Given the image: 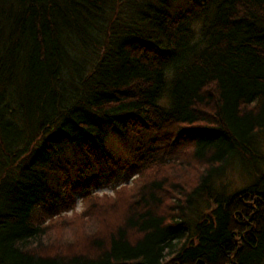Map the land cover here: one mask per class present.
Listing matches in <instances>:
<instances>
[{"label": "trees", "instance_id": "1", "mask_svg": "<svg viewBox=\"0 0 264 264\" xmlns=\"http://www.w3.org/2000/svg\"><path fill=\"white\" fill-rule=\"evenodd\" d=\"M182 1L0 0V264H264V0Z\"/></svg>", "mask_w": 264, "mask_h": 264}, {"label": "rangeland", "instance_id": "2", "mask_svg": "<svg viewBox=\"0 0 264 264\" xmlns=\"http://www.w3.org/2000/svg\"><path fill=\"white\" fill-rule=\"evenodd\" d=\"M186 7L188 6L184 1L177 0V8H186ZM106 132H109L106 138V145H105L106 150L109 153V155H111L115 159H120L124 162L132 161V158L134 156V146L130 142V140L121 135H118V133L114 131L111 132V130H107ZM253 142H254L253 148L254 150H256V153L251 158L249 157V159L245 160L246 165L241 164L238 160L235 159L231 163L229 164L227 163V166L225 169L218 171V173L213 176L212 185L215 188L214 191H216L217 193L221 192L224 195H228V194H232L238 190H241L247 187L250 183L253 182V180L255 179V174H254L255 171L253 169L254 166H252V164L255 165L259 161L261 166L264 165V160H263L264 159V133L259 134L258 136H255V138H253ZM115 171H116L115 173L119 174L121 170L115 168ZM108 172L109 171H107V173ZM121 174L125 175V173H121ZM117 179L122 180V181L121 182L116 181ZM117 179L113 181H110V180L101 181V185L99 187L93 188V192L97 194L112 193L113 190L110 189V187H111V184L113 183H118V185H122L126 183L131 184V180H124L123 178H120V177H118ZM74 186H75L74 182H71L67 185L66 195L64 194L66 193V189H65V192H62L61 190L62 194L60 197L62 198V200H65L66 196H68L67 199L68 198L70 199V196H72V199L74 200L71 209L62 211V212H65L67 216L72 215L73 211H76V212L81 211L84 205L82 198H81L80 191L72 190ZM198 204L200 205L198 212L206 211L207 204L205 203L204 205L200 197L198 198ZM209 206L211 207L214 206V203L212 202V200L209 202ZM58 207H60V205H58ZM193 208L196 209L197 207L194 205Z\"/></svg>", "mask_w": 264, "mask_h": 264}]
</instances>
